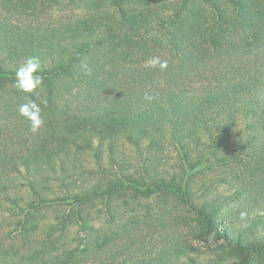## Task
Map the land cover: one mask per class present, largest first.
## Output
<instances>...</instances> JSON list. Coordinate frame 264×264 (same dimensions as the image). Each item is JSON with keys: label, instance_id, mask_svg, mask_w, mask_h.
<instances>
[{"label": "trees", "instance_id": "16d2710c", "mask_svg": "<svg viewBox=\"0 0 264 264\" xmlns=\"http://www.w3.org/2000/svg\"><path fill=\"white\" fill-rule=\"evenodd\" d=\"M74 1L91 11L0 33V48L15 46L0 50V264H247L264 253V0ZM33 56L43 84L24 92L16 71ZM29 99L36 132L19 114ZM168 146L169 168L134 162ZM151 198L174 206L157 217L156 248L132 231ZM211 238L216 258L191 252Z\"/></svg>", "mask_w": 264, "mask_h": 264}, {"label": "rangeland", "instance_id": "374dc122", "mask_svg": "<svg viewBox=\"0 0 264 264\" xmlns=\"http://www.w3.org/2000/svg\"><path fill=\"white\" fill-rule=\"evenodd\" d=\"M88 8L84 7L83 3H76L74 0H61L57 4H51L46 0H0V33L6 32L7 36L13 37L14 32L25 33H37L43 31L44 24H56L61 21H66L77 16H82L87 12H90ZM0 50L10 49L13 50L15 46H6L3 43ZM177 148L174 146H168L160 158L155 159V156L151 152H145L141 156H137L134 162L149 165L153 164L162 165L166 168L172 166L173 163L178 161ZM209 156V149L206 150ZM193 159L196 162L199 157L193 154ZM200 161H203L200 158ZM204 165L203 163L199 165ZM217 166H212L208 171V175L212 176V173H219ZM214 177V176H213ZM142 208L138 210L136 219L138 220V226L132 230L136 244L142 243L147 247H157L159 244L158 216L163 213H167L168 208L172 209L171 203H166V208L158 207L153 198L148 200H142ZM168 205V206H167ZM136 212L130 214L135 215ZM169 218V216H168ZM126 218L123 216L122 221ZM169 220V219H166ZM179 232H183L185 228L180 225ZM218 241L210 239L207 242H193V250L191 252L194 255L208 258H216L219 254V249L216 248ZM231 262V260H227ZM235 264H240L242 261L233 259ZM247 264H264V253L253 255Z\"/></svg>", "mask_w": 264, "mask_h": 264}, {"label": "clouds", "instance_id": "9594fccd", "mask_svg": "<svg viewBox=\"0 0 264 264\" xmlns=\"http://www.w3.org/2000/svg\"><path fill=\"white\" fill-rule=\"evenodd\" d=\"M147 63L156 68L157 66L161 71H164L168 67V61L161 60L159 56H154L147 61ZM40 61L38 57H30L27 59L26 63L21 66L16 71V84L17 87L24 92H34L38 87L43 84V78L40 75H33L37 73L40 69ZM83 67L88 69V66L85 64ZM144 99L150 100L152 99L151 96L145 94ZM41 108L37 105L34 100L29 99L27 103L21 104L19 106V114L29 120L30 123V130L32 132H36L44 123L43 119L41 118ZM246 216L245 212L240 213L241 219Z\"/></svg>", "mask_w": 264, "mask_h": 264}]
</instances>
